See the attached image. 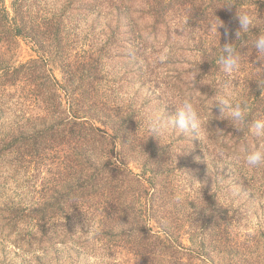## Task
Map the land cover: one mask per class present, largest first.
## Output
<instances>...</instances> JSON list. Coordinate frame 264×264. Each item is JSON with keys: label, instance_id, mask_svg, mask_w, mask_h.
Returning a JSON list of instances; mask_svg holds the SVG:
<instances>
[{"label": "trees", "instance_id": "trees-1", "mask_svg": "<svg viewBox=\"0 0 264 264\" xmlns=\"http://www.w3.org/2000/svg\"><path fill=\"white\" fill-rule=\"evenodd\" d=\"M240 12L252 19L246 31ZM98 23L106 56L127 44L141 62L135 76L160 70L155 101L193 102L197 131L154 137L140 129L145 106L123 111L101 99L103 52L72 47L83 30L99 42ZM259 34L264 0H0V245L10 241L15 256L36 264L60 263L58 246L80 222L97 249L129 253L123 264H264V221L254 230L243 222L246 205L264 206V167H247L241 151L264 147V138L214 104L227 92L249 121L264 116ZM23 44L35 53L24 61ZM225 44L240 57L229 74L219 64ZM234 189L244 200L237 209L223 201ZM90 240L81 245L92 248Z\"/></svg>", "mask_w": 264, "mask_h": 264}, {"label": "rangeland", "instance_id": "rangeland-1", "mask_svg": "<svg viewBox=\"0 0 264 264\" xmlns=\"http://www.w3.org/2000/svg\"><path fill=\"white\" fill-rule=\"evenodd\" d=\"M6 4L7 6H10L11 0H6ZM93 16L95 18V15ZM94 18L89 17L87 18V20H89L90 22L91 21L90 19H94ZM84 21H80V23L84 25ZM84 29H86L85 25H84ZM101 29H102V23H98L97 25H95L94 34L95 33L98 34L97 40L99 42L91 41L93 40L92 39L93 36L87 34L88 33L87 30L85 31L83 30L74 36V40L77 42L73 43L72 46L74 50L79 47V49L82 50L83 49L93 50V51L101 50L103 52L101 59L104 63H107V66L105 71L102 72L103 73L102 77L104 78L98 86L99 92L101 93L104 92V96L101 99L107 101V104L115 103L116 105H118V107H123L124 108L123 111H126L127 109L130 108L134 109L135 106H137V108H139L140 105L145 106V115H144L145 117L144 121H146L145 123H147L148 118L153 113H159L165 117H171L172 115H174L176 107L178 106L177 97L172 98V100L171 101L169 100V102L155 101L156 95L159 94V91H162V89H164L163 84L158 79V77L160 76V70L156 69L151 73L148 74L144 73L143 76L141 77L135 76L133 72L137 71L136 69H138L141 62L137 61L136 56L133 55L131 57L129 56V54L127 55L128 53L127 51H131V47H129V45L127 44L124 45L125 48H123V50L117 49L116 45H112L111 47H109L110 55L106 56L107 54L105 53V50H102L103 44L102 41H100L101 36H99ZM90 45H93V47H90ZM169 50L170 49L167 47L164 48L162 51L158 53V56L165 58V56L170 53ZM34 55L35 53L27 45L23 44L22 47L18 50L16 57L24 61L31 58ZM115 55H122V57L115 58L117 57ZM55 73L58 75L59 78H61V74L59 73L58 69H55ZM110 89L112 93H110ZM155 90H157L158 92H154ZM140 129L141 131H143L144 129V131L151 134L150 131H147V126L144 127V124L143 126L140 127ZM171 129L173 128L168 127L163 133H161V135H163L165 139L166 138L172 139L170 135ZM143 146L137 145V149L141 150ZM180 161L181 159L179 158L178 162ZM116 164L118 163L116 162ZM130 166L136 172H140L138 166L136 167V164L133 163L130 164ZM48 175L49 174L46 171H44L41 174V177ZM40 182L38 181L37 184H39ZM194 182H195V186H198V178ZM238 191L240 190L234 189L231 191H224L226 193V196L224 197L223 201H225V203H228V201L232 199L236 209L240 207V205H242V203L244 202L243 199L239 200L238 198H235ZM3 192H4V187H0V195H2ZM18 195L19 197H21L20 199H18L16 195L15 197H17L16 199H18V201L19 200L21 201L25 197V192L23 193L20 192ZM244 210H247L246 212L247 216L244 217V221H243L246 224V228L250 230H254L260 218H262L264 221V206L261 207V205L254 203L251 205H246ZM74 222L75 220L71 219L70 223L72 226L74 225ZM82 228H83V224L80 222H78L77 224H75V226H73V237L71 241L68 242V244L66 245L58 246L59 248L58 252L61 253V255H59L60 263H50V264H123L122 262L127 260V258L131 256L127 252L119 253V249L118 250L114 249L111 251L105 249H97L96 247L100 246L99 244L100 242L97 243V241H95V239L92 238L91 232L88 238V235L83 232ZM183 237H184L183 241L185 245L194 248L192 242L188 239V235L186 234ZM86 238L91 239L90 241L93 243L92 248L81 245L83 239ZM14 250L15 249L13 248V244H11L10 241H5L2 245H0V264H36L33 263L31 255L25 254L24 256L18 257L14 255ZM113 252L116 253L113 256H110V253ZM10 260L12 261V263H7ZM195 262L197 261L195 260Z\"/></svg>", "mask_w": 264, "mask_h": 264}, {"label": "clouds", "instance_id": "clouds-1", "mask_svg": "<svg viewBox=\"0 0 264 264\" xmlns=\"http://www.w3.org/2000/svg\"><path fill=\"white\" fill-rule=\"evenodd\" d=\"M240 28L244 31L248 30L252 25V19L247 12L236 13ZM220 26V25H219ZM218 26L216 27L217 30ZM240 32H237L239 37ZM254 47L257 49V57L264 60V34H259L255 41ZM222 53L219 56V64L225 74L233 73L239 69L240 57L236 54L235 48L230 44H225ZM214 104L219 107L220 116L227 118L233 122L234 126L247 125L250 134L260 140L264 138V116L249 121L247 106H241V103H233L230 93H221L216 96ZM202 124V118L196 107L190 99H184L176 107L174 115L165 117L159 113L150 115L147 121V130L152 133L151 136H158L168 127L181 132H189V130L197 131ZM244 152V164L251 168L257 169L264 167V147L257 144L255 147L245 146L241 149ZM178 200L179 196L176 197Z\"/></svg>", "mask_w": 264, "mask_h": 264}]
</instances>
